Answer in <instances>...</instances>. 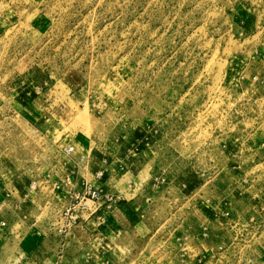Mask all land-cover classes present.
<instances>
[{
    "label": "rangeland",
    "instance_id": "obj_1",
    "mask_svg": "<svg viewBox=\"0 0 264 264\" xmlns=\"http://www.w3.org/2000/svg\"><path fill=\"white\" fill-rule=\"evenodd\" d=\"M0 220V264H264V0H0Z\"/></svg>",
    "mask_w": 264,
    "mask_h": 264
},
{
    "label": "built area",
    "instance_id": "obj_2",
    "mask_svg": "<svg viewBox=\"0 0 264 264\" xmlns=\"http://www.w3.org/2000/svg\"><path fill=\"white\" fill-rule=\"evenodd\" d=\"M68 152V151H67ZM69 153V152H68ZM100 194L97 190H94L92 188V185H87L86 192L81 195H77L76 193L72 194V205L67 207L66 209L63 210L62 215H61V222L63 226H58L60 228L59 231L69 228L71 226L76 225L79 223L80 220H82L83 217H80L76 214L75 209L77 208L75 203L78 204V206H81L82 210H86V212H90V208L87 205L89 201L93 202L97 199L99 200ZM59 222V225L61 224ZM7 227V224L5 221L0 220V231L4 230Z\"/></svg>",
    "mask_w": 264,
    "mask_h": 264
}]
</instances>
